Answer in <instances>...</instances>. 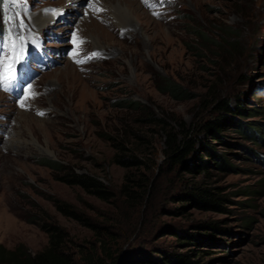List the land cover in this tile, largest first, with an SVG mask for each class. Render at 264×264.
<instances>
[{"label": "rangeland", "instance_id": "374dc122", "mask_svg": "<svg viewBox=\"0 0 264 264\" xmlns=\"http://www.w3.org/2000/svg\"><path fill=\"white\" fill-rule=\"evenodd\" d=\"M130 1L133 14L123 18L107 0H30L27 13L0 0L10 32L0 39V242L35 253L49 240L40 224L54 221L76 264H86L83 255L147 264L188 248L203 264H264V0ZM25 19L27 29L19 27ZM237 95L257 110L239 115L257 131H223L233 142L216 144L226 170L159 168L165 136L157 118L196 124L215 100L235 105ZM117 142L147 163H116ZM69 169L98 177L110 196L57 179ZM194 182L218 187L223 208L178 210ZM199 221H217L223 242L189 245L179 231Z\"/></svg>", "mask_w": 264, "mask_h": 264}, {"label": "trees", "instance_id": "16d2710c", "mask_svg": "<svg viewBox=\"0 0 264 264\" xmlns=\"http://www.w3.org/2000/svg\"><path fill=\"white\" fill-rule=\"evenodd\" d=\"M237 103L234 105L230 98L221 97L214 101L212 106V115L200 122L192 125H186L182 120L177 121V126L166 123L162 118L156 120L163 123V132L165 136L163 155L164 160L159 168L167 165L171 170L184 171L185 173H204L210 175V169L216 168L226 170L229 165L222 153L216 149V144L222 142L226 145L233 144L223 134L225 129L238 127L239 131L245 135L252 136L257 128H245L240 114L256 113L257 110L245 107L239 95ZM247 110L249 112H247ZM154 119V118H151ZM250 123V122H247ZM242 124V125H241ZM260 133V132H259ZM254 136V135H253ZM113 139V138H109ZM234 144H236L234 142ZM115 147L121 150L116 154L114 161L126 168L139 167L146 164V158L141 154L131 150H125V146L117 142ZM44 163L63 171V165L60 161L46 160ZM129 172L126 175V181L131 182L133 178ZM57 179L70 185H79L88 193L97 197L107 199L111 191L105 183L98 177L79 173L72 169L65 170L63 174L57 175ZM150 183L145 182L141 186L143 192L150 193L152 189ZM124 189L132 190L127 183ZM180 200L184 201L179 205L178 210L186 209L189 205L205 208H223L222 202L226 199L225 195L218 191V187H210L204 183H192L186 187L179 195ZM57 208L67 216L77 217L78 214L71 207L70 203L62 200H56ZM48 235V244L39 251L32 253L24 244H19L13 248H8L0 242V264H76L74 255L66 249L68 241L67 231L57 222L45 221L40 224ZM224 231L217 221H199L192 225V229H181L179 235L187 239L189 245H201L202 243H222L223 240L217 238V234ZM104 251H107L104 248ZM196 248H188L183 252L165 253L156 259H146L147 264H203L197 256ZM86 264H108L107 259L102 257L85 256ZM111 264H120L117 257L111 256ZM131 264H138L131 262Z\"/></svg>", "mask_w": 264, "mask_h": 264}, {"label": "bare ground", "instance_id": "6f19581e", "mask_svg": "<svg viewBox=\"0 0 264 264\" xmlns=\"http://www.w3.org/2000/svg\"><path fill=\"white\" fill-rule=\"evenodd\" d=\"M107 1L110 2L111 5H113V7L117 10L120 17L128 18V17H130V15L133 14L135 7L131 5L132 4L131 1L130 2H129V0H126V1L125 0H107ZM42 14L47 16V14H45V13H42ZM43 18L45 20V17H43ZM38 23L40 24L39 21H38ZM123 25H124V27L129 26V24L126 21H123Z\"/></svg>", "mask_w": 264, "mask_h": 264}]
</instances>
